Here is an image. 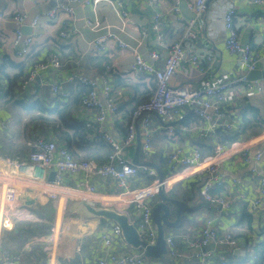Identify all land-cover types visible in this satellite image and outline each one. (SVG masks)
I'll return each mask as SVG.
<instances>
[{"label":"crops","instance_id":"crops-1","mask_svg":"<svg viewBox=\"0 0 264 264\" xmlns=\"http://www.w3.org/2000/svg\"><path fill=\"white\" fill-rule=\"evenodd\" d=\"M89 1L91 3L88 5H77L73 16L59 15V21H47L44 17H41L40 26L34 29V31L30 25H25L24 27L32 29V32L38 34V36L35 39L33 51L22 61L19 57V49L13 44L16 34V28L12 21L13 17L23 12L30 19L42 16L53 9L56 5V0H0V71L3 69L4 73L12 77L18 74L21 75L20 68H25V62L29 63L34 59L33 64L25 71L27 78L33 66L39 61L37 60V56L43 55L44 57L41 60L43 61L49 54L57 50L55 42H59L56 38L60 28L68 25L73 33L74 41L66 45L71 46V48H64L63 55L64 58L72 55L70 61L66 60L65 63L62 60L63 67L61 69L39 72V76L35 77L29 86L19 89L15 100L24 99L21 97L25 96V98L31 100H43L48 108H53L56 102L51 92V85L53 83H60L63 91L69 93L68 102L73 98L75 88L67 80L73 73H84L88 77L96 79L100 83L112 88L113 101L119 105L121 111L115 115H110L104 124H99L95 122V112L87 111L81 104L79 110L78 108L76 109L78 110L76 117L80 121L82 120L87 128H102L109 135L124 143L129 132V113L136 104L140 87L143 90L142 92H145L148 97L152 94L153 85L144 81L142 76L134 73L128 74L133 64V53L131 51L122 50L113 43H109L107 44L108 52H105V54L94 55L92 53L90 42L100 32L92 31L88 25L87 21L95 17L94 5L92 4V0ZM118 1L124 4L126 11L130 15L129 22L125 28H122V23L114 9L105 3L97 7V15L105 25L114 26L116 28L114 30L115 33L128 44L136 46L140 42L141 46L138 47L139 54L148 61H150L149 53L153 50L158 51L164 58L168 53L167 46L169 47L180 39L186 25L178 21V17L184 20L192 18L193 13L189 10L188 4L195 2V0H179L177 4L175 0ZM227 4H232L236 9L233 31H236L239 40L243 44L259 47L261 54H264V47L262 46L264 43V6L253 5L248 0H207V11L204 17H201L197 21V28L201 33L199 42L189 44V46L194 47L193 49H189L190 55H201L200 63L197 67L185 65L184 68L179 69L171 80L172 86L200 87L204 79H211L215 83H221L233 78L246 76L248 80L250 72H246L245 68L238 62L236 56L232 55L226 48L225 39L230 35L229 32L219 31L222 25L218 23V26H215L213 29V36L215 37L213 41L208 37L207 28L209 21L214 19V12L220 6L223 7ZM176 7L179 9L178 17L174 15ZM155 14H164L165 24L163 25V30L160 32L154 30L151 23L152 17ZM159 34L163 35L164 39L163 37L162 39L167 45L166 47L159 45ZM199 45H202V47H199ZM206 45L207 48L203 47ZM76 58L77 61H74ZM35 60L36 62H34ZM12 63L18 65V68L14 67ZM25 79L23 78V81ZM257 80L263 81L264 84V78ZM8 84L9 81L6 77H0V93L4 91L2 88L7 91ZM5 100L4 95L0 94V119L4 120L3 122L5 123L4 126L0 125L1 157L26 159L31 151L26 152L23 156L16 157L14 150L19 146L23 149L27 147H31L32 149L31 143H34L38 136H41L45 140H52L58 146H64L73 153L68 145L61 141L58 135L51 134V131L47 128L34 127L33 124L30 125L28 122L29 118L23 116V113L20 111L13 109L10 103H5ZM246 105L258 109L261 118L264 120V85L262 92L255 93H247L245 87L239 85L228 89L225 101L223 102V106H226L227 110L224 122L231 124L233 128L228 131L241 130L240 111L241 107L243 111ZM190 115H194V113L189 108L182 109L179 118L174 124L166 122L156 114L151 116V127L153 129L151 144L153 152L148 158H145L143 155L145 129L139 122L135 126L136 136L134 141L123 152L124 158L133 164L138 152V139H140V161H148L157 165L167 176L171 173L167 157L176 148L182 149L184 157H187V155L192 156L195 150L200 152L201 158L212 156L214 154V147L217 144L215 143L217 142L215 134L205 133V124L200 119L190 123L189 126L185 125L183 122L189 120L192 117ZM169 128L177 130L178 137L176 140L169 137ZM253 131L247 135H243L242 140H240L242 144L237 145L235 148H240L243 144L251 146L254 151L263 153V161L260 163L253 162L246 166L242 163L240 156H236L221 164L225 175V182L223 187H221L222 192H220V195L231 202L229 210L222 211L219 207L209 203L202 195L201 183L204 179L203 169L205 165L199 166L193 173H190L191 170L179 168L178 173L174 174L167 181L169 185L167 194L171 198L185 203L187 207L189 206L181 214L178 221L176 207L173 204H169V221L176 224L169 227L164 226V237L166 244L168 238L174 241L177 249V256L175 257L169 254L167 244L168 252L166 255L160 258H148L145 256L143 249L131 247L122 236L121 239L115 240L111 247L106 246L102 240V236L106 234L112 235V228L118 225L111 220L94 217L83 208L82 203L98 207L89 201L93 197L80 196L77 198L74 195L65 196L62 193L58 195L55 201L48 198L45 193L46 184H50L53 181L54 170L48 172L44 181L45 185L37 187L34 191L32 187L31 189L28 188L19 192L16 205L28 208L34 216L31 220L27 221L6 220L4 222L3 227L0 229V255L4 250L20 255L24 264H89L91 260L99 259V257H108L111 253L123 256L138 251L143 253L146 264H196L193 260L195 250L191 249L190 243L201 238L202 230L207 221L215 223L220 235H234L237 231L244 233L242 235L241 233L239 235L235 234L239 237L236 241L241 246L240 249L244 250L249 241L250 244L264 241V232H261L258 226L260 225L262 226L261 228H264V213L255 218V231L251 233L247 234L246 227L241 222L244 211L247 209L250 212L251 204L254 200L261 199V210H264V194L260 186V178L264 172V129L259 130L258 128H254ZM93 135L90 133L88 139H93L91 141H94ZM204 136H207V138ZM88 145L91 148L90 152L98 149L96 144ZM85 153L83 151L82 156H73L78 160L84 159L86 157L84 156ZM101 159L91 158L90 160L100 162ZM150 169L154 170L157 174L155 169ZM5 174H8L7 177ZM82 179V175L65 177L64 186L74 188L77 182ZM9 180V170L5 171L4 166L0 164V193L3 190V186ZM92 182L97 186L101 195L104 196L120 193L122 189H120L119 184L113 179L93 177ZM150 184L152 182L147 183L144 177L139 175L129 180L128 188L134 190ZM213 189L217 190L219 188L215 187L211 190ZM210 195L213 197L211 193ZM153 198V201L150 200L149 203L152 207V219L154 208L161 202L157 195ZM28 200L32 201L33 204L29 205ZM125 204H121L118 209L111 208L126 214L129 221L138 229L142 239L143 233L140 226L141 212L136 207H126ZM24 225L31 228L33 226V228L38 229L36 231H41L42 233L30 236L28 232L23 231L22 227ZM54 225L59 228V256L56 262L51 263L45 248L49 244V238L52 235ZM153 226L156 239L154 244L148 246H155L157 244L158 228L154 219ZM237 226L241 229H237ZM242 254V252L234 251L232 248L226 246L217 250L219 257L217 256L211 264H222L221 257L226 258L231 264H250L249 258L242 257Z\"/></svg>","mask_w":264,"mask_h":264},{"label":"built area","instance_id":"built-area-1","mask_svg":"<svg viewBox=\"0 0 264 264\" xmlns=\"http://www.w3.org/2000/svg\"><path fill=\"white\" fill-rule=\"evenodd\" d=\"M52 1V0H47ZM179 3V0H175ZM253 5L264 6V0H248ZM207 0H195L194 3H189L188 8L193 13V17L188 20L178 17L179 9L176 7L174 12L178 21L183 22L185 30L179 40L172 43L169 47L164 43V37L159 34V45L167 46V55L163 58L162 55L153 50L149 53L150 61L146 60L139 54L138 47L141 46L139 42L136 46L125 42L117 33L115 27L112 25H105L100 21L97 15V7L105 3L111 6L117 17L122 23V28L126 27L129 22V13L126 11L124 4L118 0H92L94 5L95 17L87 21L90 29L94 32H100L98 36L90 42V48L94 55H102L108 52L107 44L113 43L122 50H128L133 53V64L131 65L130 73L137 74L143 77V80L153 85L151 98L140 104L133 112L130 120L128 136L124 143H121L116 138L109 135L104 129L100 128V134H103L104 139L110 144L113 153L104 163L95 160H78L66 148L60 147L54 141L45 140L38 136L34 143H31L34 151L31 152L26 159H11L0 156V164L4 166L5 171L9 170V182L3 186L0 193V229L6 220L27 221L33 218V214L26 207H19L16 205L19 192L26 189H37V187L45 185L44 181L48 172L55 171L54 179L50 184H46V196L55 201L58 195L62 193L66 195H74L75 197H93L89 199L91 204H95L102 208L118 207L126 203V207L134 206L141 212L140 226L143 233L142 240L147 245L155 243L156 235L152 219V207L149 205L150 200L159 192L160 185L157 174L154 170L148 167H138L127 161L123 152L125 148L132 144L136 136L135 126L140 122L144 127L143 139V155L148 158L152 155V134L151 116L156 114L168 123H175L179 118L182 109L189 108L205 124V133L214 134L217 129L225 128L232 130V125L223 121V108L221 104L225 101L226 93L232 86L239 85L245 87L247 93L262 92L263 81L256 80L250 82L246 76L239 79H231L227 82L214 83L211 79H204L200 87L192 86H172L171 80L175 77L177 71L184 68L185 65L197 67L200 63L201 55H190L189 46L192 42H199L200 32L197 28V21L204 17L207 6ZM89 0H56V5L53 9L42 16L30 19L27 14L18 13L12 19L16 34L13 39L14 46L19 49V57L23 60L33 51L35 39L38 36L36 33L24 35L21 29L25 25H30L31 28L36 29L40 26L41 17L47 21H59L58 16L61 14L73 16L77 5H88ZM214 19L208 24V37L213 41V29L220 23L222 26L219 31L228 33L229 36L225 39L227 50L235 55L240 65H242L246 72H253L257 70H264V54H261L259 47L256 49L249 45L243 44L238 37L236 31H233L234 21L236 18V9L232 4L219 7L214 12ZM151 23L153 29L157 32L163 30L165 24L164 14H155L152 17ZM163 37V39H162ZM57 41L62 44H70L73 40V33L69 26H63L57 35ZM58 42V43H59ZM201 43V41H200ZM264 47V43L262 45ZM202 47V45H199ZM207 48L206 46H203ZM199 51V50H197ZM63 61L57 52H52L43 61H38L31 70L29 76L23 83V88L29 86L32 80L39 76V72L51 71L52 69H61ZM69 83L81 84L88 89V92L82 98V107L89 112H95V122L104 124L110 115L117 114L119 105L113 101L112 88L100 83L96 79L90 78L84 73H73L67 80ZM51 92L54 98L60 101H67L69 93L64 92L60 83H53L51 85ZM65 93V94H64ZM3 94L2 92L0 93ZM4 120L0 119V125L4 126ZM169 137L173 140L177 139V131L174 128H169ZM207 138V136H204ZM241 142L233 143L229 148H225L220 144L214 147V154L208 158H201L198 150L192 153V156H183L181 148H176L170 155H168V165L170 168L169 175L166 176V182L177 174L179 168L183 170H191L193 173L201 165L204 166V176L202 181V195L205 199L219 207L222 211L229 210L231 202L222 195H210L209 191L224 185V172L221 164L236 156H240L242 163L247 165L253 162L260 163L263 161V153L254 151L251 146L242 145L240 148H235ZM140 172H146L150 176H155L156 179L152 184L139 189H129L128 182L134 179ZM183 172V171H182ZM8 174H5L7 177ZM83 176V179L78 181L76 186H64L65 177ZM113 179L116 181L121 189L120 193L109 196L101 195L97 186L92 182V178ZM165 184V183H164ZM260 186L264 194V172L260 178ZM148 189H153L151 193L142 195ZM169 190V186H165ZM61 192V193H59ZM100 198V199H98ZM262 201L256 199L251 204V209L254 212L261 210ZM6 225V224H5ZM112 235L102 236V240L106 246L111 247L115 240L121 239L122 230L119 226L112 228ZM59 228L54 225L52 235L49 238V244L45 248L49 255L50 262L57 261L58 254V238ZM169 254L173 257L177 256L175 243L171 238L167 239ZM213 246V247H212ZM230 247L234 251L239 247L236 239H233L232 234L220 235L215 223L207 221L202 230V236L197 241L190 243L191 249L195 250L193 260L196 264H210L217 255V250L223 247ZM211 247L210 249H207ZM217 248V250H216ZM240 248V247H239ZM207 249V250H206ZM249 248H245L242 253H248ZM219 257V256H218ZM222 262L227 261L226 258L221 257ZM0 264H24L20 255L12 254L9 251H3L0 255ZM89 264H146L141 252H132L127 255H117L111 253L108 257H99V259L91 260Z\"/></svg>","mask_w":264,"mask_h":264},{"label":"trees","instance_id":"trees-1","mask_svg":"<svg viewBox=\"0 0 264 264\" xmlns=\"http://www.w3.org/2000/svg\"><path fill=\"white\" fill-rule=\"evenodd\" d=\"M55 47L57 52L61 57L62 60L65 62L66 60L70 61L72 58V55L70 57L64 58L63 51L64 48H71V46H66L62 45L61 43H56L55 42ZM255 49L257 48L256 46H253ZM43 55L37 56V60L41 61ZM32 59L29 63L25 62V68H20L21 75H14L9 76L8 74L4 73L3 69L0 71V77H6L9 81L7 91H5L4 88H2L4 91L2 92L4 95V98H6L5 103H10L13 106V109L20 111L23 113V116L29 118V123L30 125L33 124L34 127L39 126L40 128H47L49 131H51V134H56L58 135L61 139V141L65 142L68 147L73 151V155H76L77 157L79 155L82 156L83 151H85L86 156L84 159H79V160H90L92 159H97L100 160V162L104 163L108 160L109 156L113 153V149L109 144L105 141L103 134H100V128L96 129H90L86 127V124L80 121L76 117V113L79 110L81 103H82V98L84 95L88 92V89L81 85V84H75L74 85V95L73 98L70 101H61L58 98H55L56 105L53 108H48L46 103L43 100L35 99L31 100L28 98H25V96L21 97L24 99H19L15 100V96L18 94L19 89L23 88V83L27 79L26 78V73L27 69L33 64ZM73 61V60H72ZM77 61V58L74 60ZM36 62V60L34 61ZM66 63V62H65ZM12 65L16 68H18V65ZM23 78L25 79L23 81ZM19 80H22L19 82ZM140 87V91L138 94V97L136 99V104L134 105L133 109H131L129 112L130 115V120L132 119V114L134 110L142 103L147 102L151 96H146L147 94L145 92H142ZM147 92V91H146ZM150 94V93H149ZM152 95V94H151ZM14 100V102H13ZM78 108V110H76ZM76 110V111H75ZM120 108L118 109L117 112H120ZM223 111L227 114L226 106H223ZM192 117L189 118V120H185L183 123L185 125L189 126L190 123H193L194 121H198L199 118L190 115ZM240 118H241V130L240 131H228L225 128H219L216 130L215 138L216 141L215 143L222 145L225 148H229L233 143L240 142L242 140L241 138L243 135H247L250 132H254V128H258L259 130L264 129V120L261 118L260 111L256 108H253L249 105L244 106L243 111L241 107L240 111ZM96 129V131H94ZM177 131V130H176ZM35 133V132H33ZM92 133L93 138L95 139L94 141H91L93 139H88L89 134ZM88 144H96L98 147L97 150L91 151L89 148ZM15 151V156H23L26 154V152H33L34 148L32 147H27L26 149H23L22 147H18ZM30 152V153H31ZM212 153V152H211ZM106 158V159H105ZM96 160V161H97ZM141 175L144 177L147 183L153 182L156 177L155 176H150L146 172H140L138 176ZM215 188V187H214ZM218 188V187H216ZM222 189L219 188L217 190H211L210 193L212 195H220L222 192ZM219 193V194H218ZM157 199V198H156ZM155 199V200H156ZM241 222L243 225L246 227V232L251 233L255 231V225H254V217L251 215V213L246 209L244 211L243 216L241 218ZM240 226V225H239ZM260 227L261 232H264V228H261L262 226L258 225ZM23 231L28 232L30 236H35L37 233H42L41 231H36L38 229L32 228L29 226H23L22 227ZM237 229H241L237 226ZM239 233L244 234L240 231H237L235 233L236 235H239ZM232 235L233 239H239L238 236ZM252 235V234H251ZM264 236V235H263ZM252 242V241H251ZM250 241L247 245L246 248H249V251L247 254L243 253L242 257L244 258H255V264H264V241H259L257 244L255 242L251 243ZM239 247H241L239 245Z\"/></svg>","mask_w":264,"mask_h":264},{"label":"water","instance_id":"water-1","mask_svg":"<svg viewBox=\"0 0 264 264\" xmlns=\"http://www.w3.org/2000/svg\"><path fill=\"white\" fill-rule=\"evenodd\" d=\"M32 29L24 27L22 29L23 34H31ZM264 78V71H253L248 74V80L254 81L257 79ZM174 124V123H172ZM140 152V139H138V152L133 161V165L138 167H148L153 168L157 171V176L160 185H164L166 182V175L160 170V168L148 161H140L139 159ZM157 196L160 198L161 202L153 210V219L158 228V240L157 244L154 246H148L144 241H142L138 229L133 223L129 221V218L126 214L120 213L112 208H102L95 207L88 203H82L83 208L92 216L103 218L106 220H111L116 223L122 230V237L125 242L135 249H143L145 251V256L148 258H160L163 255L167 254V244L164 237V226H174L176 223H171L170 219V207L169 204H173L176 207L177 220H180L181 214L188 209L185 203L171 198L167 194L165 186L159 189ZM28 204L32 205L33 202L28 200Z\"/></svg>","mask_w":264,"mask_h":264},{"label":"rangeland","instance_id":"rangeland-1","mask_svg":"<svg viewBox=\"0 0 264 264\" xmlns=\"http://www.w3.org/2000/svg\"><path fill=\"white\" fill-rule=\"evenodd\" d=\"M235 79H239V78H235ZM213 81V80H212ZM214 82V81H213ZM215 83V82H214ZM222 83V82H221ZM221 107L223 108V104H221ZM223 114H224V116H223V121H224V117H225V112L223 111ZM26 123V122H25ZM153 199L154 198H152L151 199V201H153ZM250 213H251V215L254 217V219L255 218H258L260 215H261V213H264V211H257V212H254L252 209L250 210ZM261 231V230H260ZM211 247H208L207 249H210ZM206 249V250H207ZM236 250H237V252H242L243 251V249H240L239 247H236ZM249 260H250V264H255V258H252V257H249ZM222 261V260H221ZM214 262V261H213ZM212 262V263H213ZM211 264V263H210ZM222 264H231L230 263V261H224V262H222Z\"/></svg>","mask_w":264,"mask_h":264},{"label":"bare ground","instance_id":"bare-ground-1","mask_svg":"<svg viewBox=\"0 0 264 264\" xmlns=\"http://www.w3.org/2000/svg\"><path fill=\"white\" fill-rule=\"evenodd\" d=\"M163 186H169V185H168L167 182H165L164 185H157V186H155L154 188H158V189H160V188L163 187ZM152 191H153V189H148V190H146L145 192H143L142 195L147 194V193H151Z\"/></svg>","mask_w":264,"mask_h":264}]
</instances>
